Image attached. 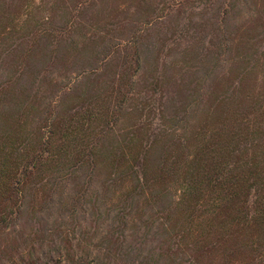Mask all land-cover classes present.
<instances>
[{
  "label": "rangeland",
  "instance_id": "rangeland-1",
  "mask_svg": "<svg viewBox=\"0 0 264 264\" xmlns=\"http://www.w3.org/2000/svg\"><path fill=\"white\" fill-rule=\"evenodd\" d=\"M217 3L0 0V143L12 146L31 140L37 146L36 129L44 126L52 112L57 115L52 139L57 141L58 151L56 162L41 167L24 189L15 225L5 224L3 232L0 226V264H9L6 253H1L7 246L30 251L48 264H74L72 259L85 255V227L96 220L100 232L115 214L105 210L116 188L107 189L104 184L110 171L106 163L113 151L120 154L137 123L144 126L138 139H145L173 121L188 106L186 90L194 88L195 98L215 87L220 69L204 75L215 62ZM237 5L228 20L233 38L225 56L229 82L241 77L242 93L253 90L264 97V0H236ZM130 27L143 31L137 42L138 67L122 53L111 56ZM118 73L123 78L120 83L115 80L113 88ZM130 89L135 90L134 100L123 102ZM119 92L121 96L114 98ZM114 101L120 114L110 122V134L99 138L108 118L104 111ZM91 106L96 117L85 122V109ZM157 108L162 109L164 119ZM97 138V154L103 163L89 180L85 166L75 171L72 164ZM11 153L18 156L16 148ZM40 220L46 236L33 237ZM9 234L14 240H8ZM161 241L150 234L143 252L155 248L158 255L144 264H191L196 258L183 248L176 254H161L156 249ZM136 254L134 251L130 259L140 262L144 256L139 259ZM205 258L202 264H210Z\"/></svg>",
  "mask_w": 264,
  "mask_h": 264
},
{
  "label": "trees",
  "instance_id": "trees-1",
  "mask_svg": "<svg viewBox=\"0 0 264 264\" xmlns=\"http://www.w3.org/2000/svg\"><path fill=\"white\" fill-rule=\"evenodd\" d=\"M216 1L219 35L212 53L215 62L204 75L206 78L214 69H220L215 87L195 98L194 88L186 90L188 106L173 121L145 139H138L144 126L137 123L120 154L113 151L106 163L110 171L104 184L107 189L116 188L105 210L115 214L100 232L96 220L89 222L85 227V255L72 259L74 264H144L157 259L155 248L143 252L150 234L153 239L162 238L156 247L161 254H176L182 248L191 252L196 257L191 264H202L205 257L210 264H264V119H259L264 115V101L260 102L264 97L253 90L242 93L241 77L229 82L225 56L233 38L228 20L238 5L236 0ZM150 20L151 16L143 23ZM142 33L130 27L110 55L122 53L138 67L137 42ZM122 78V73L114 77L113 88L115 80L120 83ZM120 92L114 98L118 99ZM134 95L135 90L130 89L122 101ZM117 103H108L104 111L108 118L98 132L99 138L110 134L109 124L120 114ZM161 110L157 108L156 112L164 119ZM56 117L51 112L44 126L36 129L37 146L31 140L12 146L0 143L2 232L5 224L14 226L19 219L24 189L31 177L58 159L57 141L52 139ZM95 117L92 106L85 109V122ZM99 140L90 142L85 154L72 164L75 171L85 166L89 180L102 162L97 154ZM12 148L18 156L14 157ZM42 223L38 221L33 237L46 236ZM10 238L14 240L11 234ZM12 249L7 246L1 252L6 253L4 259L9 264H48L30 251ZM134 251L137 258L144 256L140 262L130 259Z\"/></svg>",
  "mask_w": 264,
  "mask_h": 264
}]
</instances>
